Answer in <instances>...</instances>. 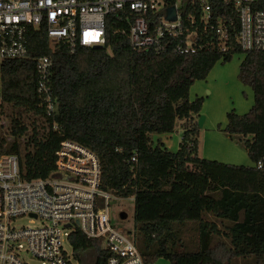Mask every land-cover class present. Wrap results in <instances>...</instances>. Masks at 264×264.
I'll list each match as a JSON object with an SVG mask.
<instances>
[{"label":"trees","instance_id":"obj_1","mask_svg":"<svg viewBox=\"0 0 264 264\" xmlns=\"http://www.w3.org/2000/svg\"><path fill=\"white\" fill-rule=\"evenodd\" d=\"M128 28L121 14H110L105 45L74 54L51 47L44 27L28 29L26 56L1 68L0 158L16 156L29 180L59 140L91 151L100 190L134 201V243L145 264H264V52H242L234 36L226 52L213 45L181 55L173 38L159 53L135 50ZM237 53L243 54L238 78L254 103L247 114L228 112L219 130L231 140L242 137L252 167L198 157L203 99H188L194 82ZM42 58L50 62L46 92L40 91ZM177 122L178 150L154 146L151 135L171 134ZM211 171L249 178L251 186L235 190ZM68 242L79 264H106L101 239L76 230Z\"/></svg>","mask_w":264,"mask_h":264},{"label":"built area","instance_id":"obj_2","mask_svg":"<svg viewBox=\"0 0 264 264\" xmlns=\"http://www.w3.org/2000/svg\"><path fill=\"white\" fill-rule=\"evenodd\" d=\"M171 9L174 20L167 19ZM113 13L129 25L135 50L159 53L173 38L181 55L213 45L226 52L234 36L242 52H264V0H0V77L4 61L26 56L29 28L44 27L51 47L62 45L74 54L81 47L105 45V21ZM203 36L210 37L205 44ZM39 63L40 91L46 92L50 62L42 58ZM57 142L29 180L21 176L16 156L0 158V264H30L27 258L35 264H79L63 247L76 230L102 240L109 253L106 264H145L135 243L111 225L110 195L99 188L95 154ZM26 216L40 225H13Z\"/></svg>","mask_w":264,"mask_h":264},{"label":"rangeland","instance_id":"obj_3","mask_svg":"<svg viewBox=\"0 0 264 264\" xmlns=\"http://www.w3.org/2000/svg\"><path fill=\"white\" fill-rule=\"evenodd\" d=\"M243 59V54L237 53L233 55L232 59L227 63L218 62L211 69L205 80H199L194 82L189 90V101H193L196 98H202V113L198 119V126L200 129L199 149L198 157L209 161H217L224 164L247 166L252 167L253 163L249 160L248 165L232 163L230 155L226 153L228 150H232L228 147V144H232L237 149L242 151L247 156L240 140V136L232 137V140L228 138L223 132L218 129H224L226 126V114L230 111H234L238 115H244L249 112L253 106V92L249 86L243 85L239 78V65ZM209 89V90H208ZM208 116V121L205 125H199V121L202 118ZM203 120V119H202ZM202 122V121H201ZM220 122V123H219ZM180 122L176 123L175 130L171 134L158 135L152 134L153 145L156 146L159 140L165 145L169 152H176L181 142L182 129ZM214 124V128L211 126ZM220 124V125H219ZM205 125V127H204ZM226 141V142H225ZM248 157V156H247ZM211 175L217 181L222 178L223 182L228 186H236L242 190H246L251 186V180L246 177L238 175H230L211 171ZM229 177V178H228ZM234 177V178H233ZM237 178L246 179V181H240ZM249 184H248V182ZM178 195V204L180 205L182 200ZM108 214L111 225L121 230L126 234L133 242L135 235V226L133 220L134 214V201L132 198L122 199L110 196L108 201ZM124 216V218H122ZM14 226H38L39 221L29 217H22L13 224ZM64 250L71 254L72 249L67 240L63 241ZM30 264H35L33 260L26 259ZM153 264H169L165 260H158Z\"/></svg>","mask_w":264,"mask_h":264},{"label":"crops","instance_id":"obj_4","mask_svg":"<svg viewBox=\"0 0 264 264\" xmlns=\"http://www.w3.org/2000/svg\"><path fill=\"white\" fill-rule=\"evenodd\" d=\"M209 90V89H208ZM201 113H202V110H201ZM205 115V117L206 118H202L203 120H202V122H201V124L204 122L205 123V125H206V123H207V121H208V116L206 115V114H204ZM220 123V122H219ZM205 125H204V127H205ZM220 125V124H219ZM215 126H214V124L211 126V128H213V129H215L214 128ZM219 130V129H218ZM220 131V130H219ZM159 142L162 144V146L167 150V148L165 147V145L159 140ZM226 142V141H225ZM228 147L230 148V149H232V150H228V151H226V153L228 154V156L230 155V157H231V160L230 161H232V163H237V164H243V165H248V162H249V158L246 156V155H244V153H242V151H240L239 149H237L235 146H233L232 144H228ZM229 178V177H228ZM234 178V177H233ZM221 179V178H220ZM219 179V180H220ZM240 180V181H246V179H242V178H237V180ZM218 180V181H219ZM221 181V180H220ZM236 186H234V187H232V186H230L231 188H233V189H235V190H240L239 188H238V184L236 183L235 184Z\"/></svg>","mask_w":264,"mask_h":264},{"label":"water","instance_id":"obj_5","mask_svg":"<svg viewBox=\"0 0 264 264\" xmlns=\"http://www.w3.org/2000/svg\"><path fill=\"white\" fill-rule=\"evenodd\" d=\"M174 15H175V11H174V9L169 10V11H168L167 19H168V20H174ZM201 121H202V119L199 121V125H200V126L202 125V124H201ZM122 218H124V216H122Z\"/></svg>","mask_w":264,"mask_h":264}]
</instances>
